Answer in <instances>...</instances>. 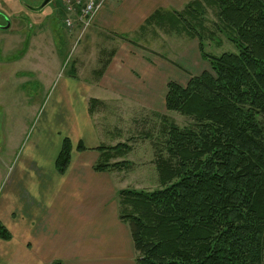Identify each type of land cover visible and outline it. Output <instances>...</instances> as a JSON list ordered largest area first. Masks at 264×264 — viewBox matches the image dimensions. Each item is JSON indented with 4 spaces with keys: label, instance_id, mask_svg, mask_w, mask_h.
<instances>
[{
    "label": "trees",
    "instance_id": "obj_1",
    "mask_svg": "<svg viewBox=\"0 0 264 264\" xmlns=\"http://www.w3.org/2000/svg\"><path fill=\"white\" fill-rule=\"evenodd\" d=\"M204 7L217 10L221 30L237 53L205 51L203 37L188 21L203 15ZM166 16L157 13L151 21L163 22ZM168 16L170 29L196 32L211 72L191 77L186 86L168 83L166 110L194 125L165 128L167 156L160 153L156 160L163 187L118 193L136 263L263 264L264 128L259 117L264 114V0H196ZM99 149L103 159L95 171L130 167L128 161L111 163L129 153V145ZM70 154L65 139L56 161L59 174L66 172ZM0 239H11L2 224Z\"/></svg>",
    "mask_w": 264,
    "mask_h": 264
},
{
    "label": "crops",
    "instance_id": "obj_2",
    "mask_svg": "<svg viewBox=\"0 0 264 264\" xmlns=\"http://www.w3.org/2000/svg\"><path fill=\"white\" fill-rule=\"evenodd\" d=\"M194 1L107 0L90 26L75 19L80 40L85 36L88 43L78 52L89 50L93 59L104 52V64L87 76L76 64L74 73L59 76L53 86L20 176L0 200V224L11 235L0 239V264H137L129 225L120 215L118 193L125 181L120 171H95L103 159L99 148L123 143L118 128L114 144L104 141V113L166 107L174 80L161 70L176 68L152 46L169 19H151L181 13ZM65 139L71 143L70 162L59 174L56 161Z\"/></svg>",
    "mask_w": 264,
    "mask_h": 264
},
{
    "label": "rangeland",
    "instance_id": "obj_3",
    "mask_svg": "<svg viewBox=\"0 0 264 264\" xmlns=\"http://www.w3.org/2000/svg\"><path fill=\"white\" fill-rule=\"evenodd\" d=\"M62 9L59 2L58 8L51 9L49 6L38 15H32L27 10L21 18L26 28L16 14L7 10L11 29L0 30V200L4 199L8 184L14 177L17 179L20 176L21 165L30 152V140L45 114L51 90L59 76H70L75 72L71 70L72 67H78L76 64H79V68L84 67L85 76L90 69L100 68L104 64V52H96L94 59V56L90 58L89 50L78 52L85 43L87 47L86 37L80 40L75 27L72 30L65 28L63 23L67 15ZM188 21L203 37L207 53L214 56L237 53L236 46L229 41V35L221 30L215 8L204 7L203 15L189 17ZM199 22L202 23L200 26ZM170 26L171 23L167 21L165 26L159 27L158 39L154 40L156 43L152 47L159 53V59L176 68L161 70L164 78L170 76L175 82L186 86L191 77L204 71L211 72V67L201 58L196 32L191 30V34H188L182 28L173 30ZM80 76L86 78L82 74ZM161 106L154 110L156 112L136 110L139 108L134 106V110H123L121 113L109 110L104 113L105 126H101L104 141L115 142L113 138L119 133L118 128L122 132L118 135L119 142L131 147L129 153L111 161L130 163L128 170L120 171L125 181L122 190L161 189L163 186L156 160L160 153L167 156L164 149L165 128L174 124L181 129L194 125L192 119L167 111L164 104ZM259 121L264 128V114L260 115Z\"/></svg>",
    "mask_w": 264,
    "mask_h": 264
},
{
    "label": "built area",
    "instance_id": "obj_4",
    "mask_svg": "<svg viewBox=\"0 0 264 264\" xmlns=\"http://www.w3.org/2000/svg\"><path fill=\"white\" fill-rule=\"evenodd\" d=\"M107 0H59L66 13L64 26L72 30L75 19H79L85 27L90 26L96 14L105 6ZM74 15V16H73Z\"/></svg>",
    "mask_w": 264,
    "mask_h": 264
},
{
    "label": "flooded vegetation",
    "instance_id": "obj_5",
    "mask_svg": "<svg viewBox=\"0 0 264 264\" xmlns=\"http://www.w3.org/2000/svg\"><path fill=\"white\" fill-rule=\"evenodd\" d=\"M44 1L45 0H0V30L6 31L5 29H11V18H9V16L7 15V10L12 14H16L20 20V23H23L26 28V24L24 21H22L21 18L23 17V13L27 10L29 12H32V15H38L39 13H41V11L49 6H51V9H56L59 7V0H53L45 7L41 8Z\"/></svg>",
    "mask_w": 264,
    "mask_h": 264
},
{
    "label": "water",
    "instance_id": "obj_6",
    "mask_svg": "<svg viewBox=\"0 0 264 264\" xmlns=\"http://www.w3.org/2000/svg\"><path fill=\"white\" fill-rule=\"evenodd\" d=\"M53 0H45L43 5L41 6V8L45 7L46 5H48L49 3H51ZM8 28V27H6Z\"/></svg>",
    "mask_w": 264,
    "mask_h": 264
}]
</instances>
